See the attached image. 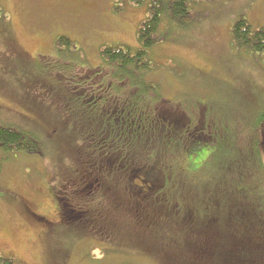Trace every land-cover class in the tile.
I'll return each mask as SVG.
<instances>
[{
    "label": "rangeland",
    "instance_id": "1",
    "mask_svg": "<svg viewBox=\"0 0 264 264\" xmlns=\"http://www.w3.org/2000/svg\"><path fill=\"white\" fill-rule=\"evenodd\" d=\"M192 2L197 19L151 50L153 70L147 79L159 85L167 102L189 110L192 124L201 125L210 140L191 145L186 140L178 156L164 157L166 187L154 184L164 207L161 212L145 205L155 220L141 226L124 210L131 206L125 205L126 186L137 191L144 188L143 180L124 179L123 186L113 175L93 179L84 165L80 169L89 138L77 144L75 136L86 128L90 109L79 108L55 76V61L79 59L93 68L102 65V45L137 47L146 3L0 0L8 19L0 29V125L27 131L45 151L39 157L0 150V264L4 257L10 264H206L197 252L209 241L249 246V236H257L245 229L264 222L251 203L256 199L264 212V149L254 153L251 146L259 137L257 128L261 136L264 56L234 47L230 29L239 17L254 30L264 29V0ZM59 36L78 50H59ZM167 139L180 145L173 133ZM129 152L131 159L137 150ZM194 181L196 188L189 185ZM70 192H78L76 205L60 208L64 199L59 196ZM198 197L210 198L208 204L196 222L192 216L183 221L186 206ZM226 198L242 202L246 210L223 211L210 223L215 206L239 205ZM60 211L73 218L61 219ZM237 233L241 241H233ZM243 260L232 263H253Z\"/></svg>",
    "mask_w": 264,
    "mask_h": 264
},
{
    "label": "trees",
    "instance_id": "2",
    "mask_svg": "<svg viewBox=\"0 0 264 264\" xmlns=\"http://www.w3.org/2000/svg\"><path fill=\"white\" fill-rule=\"evenodd\" d=\"M129 1L135 5L146 3L145 16L136 29L137 47L132 48L122 44L102 45L99 50L102 65L93 68L83 67L79 59L72 60V63L55 61L57 65L55 70L58 71L55 76L63 82L62 85L67 92L77 98L79 108L90 109L91 117L84 121L86 128L79 129L80 132L75 136L77 144H83L84 139L89 138L88 143L83 144L89 151L84 159L85 155L81 158L85 162L81 161L80 169L84 165L85 169H89L87 173L91 174L93 179L105 180V174H108V176L113 175L115 180L121 179L122 184L130 179L143 180L144 188L137 191L133 190L130 184L126 186L131 197H128V203L125 205L131 204V206H128V209L124 207V211L144 226L155 220L154 215L148 212L149 209L145 210V205L161 209V212L164 207L161 205L163 196L154 191L157 186L158 189L166 187L167 179L162 169L164 157L167 154L178 156L177 151H182L181 147L186 140L190 143L189 145L196 141L206 142L210 140V135L201 125L192 124L189 110L174 107L175 105L167 102L162 97L159 85L147 79L153 70L151 50L156 45L172 40L175 29L182 30L197 19L192 9L195 4L192 0ZM7 20L6 13L0 8L1 30L6 29ZM230 34L234 47L264 56V29L254 30L244 18L239 17L231 26ZM56 44L59 50L74 52L78 50L65 36H59ZM63 100L69 104L72 102V99L70 102L66 98ZM263 117L264 113L259 122ZM89 130L90 132L86 134L85 131ZM257 130L259 137L251 145L254 153H260L261 149L263 151L260 129L257 128ZM170 133L179 140V146L169 144L167 137ZM43 147L42 143L27 131L0 125V150L3 152L8 154L18 151L44 157ZM130 150H137L136 154L131 153V159L126 157H129ZM152 151H154L153 154H151ZM1 163L0 158V166ZM72 185H77V182H72ZM189 185L196 188L195 181ZM103 189L104 187H100V191ZM78 192L59 196L64 199L60 208H73L77 203L76 200L79 199ZM95 194L99 195L100 192L97 191ZM136 196L140 201L136 199ZM157 198L160 200L155 201ZM209 199L198 197L195 200L200 203L195 200L189 202L183 213V221L192 216V220L196 222L200 209L205 208ZM226 199L239 205L215 206L211 209L213 215L209 219L210 223H213L214 217L220 216L218 213L234 208V211L238 209L240 213H243L247 208L240 204L242 202ZM59 201L57 197V202ZM251 203L254 215L264 217L259 202L252 198ZM138 207L144 209L140 215ZM60 212H62L60 215L63 220L70 221L73 218L66 211ZM77 221L74 223L81 224ZM235 228L239 231L241 227ZM254 228L245 229L248 232L255 230L257 233V236L251 235L247 239L249 246L240 243H216L211 240L212 243L209 241V245L197 253L202 260H207L206 264H233L234 260L244 263L243 259H250L253 261L251 264H264V222L256 223ZM236 236L237 239L233 241H241L240 233ZM197 253L193 258H198ZM1 260L5 264H10L5 257Z\"/></svg>",
    "mask_w": 264,
    "mask_h": 264
},
{
    "label": "water",
    "instance_id": "3",
    "mask_svg": "<svg viewBox=\"0 0 264 264\" xmlns=\"http://www.w3.org/2000/svg\"><path fill=\"white\" fill-rule=\"evenodd\" d=\"M261 137H262L261 145L264 149V117H263L262 123H261Z\"/></svg>",
    "mask_w": 264,
    "mask_h": 264
}]
</instances>
